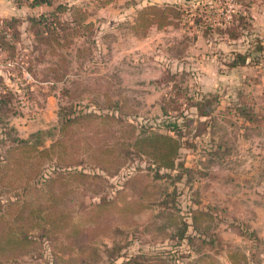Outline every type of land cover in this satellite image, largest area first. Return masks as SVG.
Returning a JSON list of instances; mask_svg holds the SVG:
<instances>
[{"label": "rangeland", "instance_id": "rangeland-1", "mask_svg": "<svg viewBox=\"0 0 264 264\" xmlns=\"http://www.w3.org/2000/svg\"><path fill=\"white\" fill-rule=\"evenodd\" d=\"M7 1L0 16L22 21L20 34L0 40V230L28 225L35 244L0 254V264H128L139 253L188 264L196 255L178 232L192 208L210 212L200 216L208 234L264 264V244L237 231L264 236V96L241 102L252 93L238 78L251 67L228 69L233 53L219 37L230 26L247 35V6L264 0ZM59 3L60 34L36 36L28 17ZM154 3L169 9L151 22ZM210 93V124L194 136L191 102ZM39 129L44 145L13 142ZM155 132L188 140L174 168L159 166L152 143H134ZM216 256L229 264L225 252Z\"/></svg>", "mask_w": 264, "mask_h": 264}, {"label": "trees", "instance_id": "trees-1", "mask_svg": "<svg viewBox=\"0 0 264 264\" xmlns=\"http://www.w3.org/2000/svg\"><path fill=\"white\" fill-rule=\"evenodd\" d=\"M21 1V0H18ZM24 1V0H23ZM30 6L41 5V4H52V0H25ZM63 8V5L60 3L57 4L54 8H52L48 12L40 13L38 16H29L28 20L30 22L31 28L34 30L36 36L40 38H48L51 37L55 39L56 35L60 34L61 27L52 25V23H60L59 11ZM149 9V14L151 15V22H156L159 17L163 18L166 11L169 9L168 6H159L154 3V5L146 6ZM77 9V8H76ZM72 21L82 24L83 20L80 19L83 16L82 12H77V14L73 15L70 14ZM22 18L19 17H5L0 16V40L2 37H6L8 34L12 36V34H20L18 30V24H20ZM227 30L231 31L229 33L230 36L234 37L237 36L236 32L233 33L234 27L230 26ZM12 33V34H11ZM13 37V36H12ZM0 45L1 42H0ZM255 49L264 53V42L258 36L255 37L254 40ZM249 54L243 53L241 51H235L231 55V59L226 62L228 67L235 66L238 64H245L247 62V57ZM3 90H9V87L3 85ZM4 93V92H0ZM5 95L0 94V102H6L4 99ZM239 97L241 102H247L249 105V101H251L253 95L247 93H240ZM217 95L210 93L209 96L205 94L200 95L198 98L191 102L193 107L192 114L195 116L196 129L193 132V135H199L206 128L209 126V117L211 115L214 102L217 99ZM2 106L0 105V108ZM252 109L253 106H252ZM244 117L247 119H253L256 112L252 110L251 113L247 112V110H241ZM186 117V116H185ZM1 119V115H0ZM192 122V119H191ZM188 122L187 125H190ZM170 129H180L182 131L181 136L183 137L184 131L186 128L179 126V123L176 121L170 122L168 124ZM8 130L10 127H7ZM198 128V129H197ZM190 132V129H189ZM45 131L39 129L34 133H31V136L36 137V139H29L28 138H20L15 137V141L18 146L28 145L29 143L38 144L39 146L44 145V136ZM189 139V138H188ZM141 142H150L154 145V155L155 161L158 162L159 166L171 169L174 168L176 164V159L178 158L179 154L181 153L180 150L183 146H186L185 143H188L187 139L179 140L173 138L171 135L167 133H151L150 135L139 136L134 140ZM189 145V144H187ZM190 146V145H189ZM188 146V147H189ZM1 161V160H0ZM106 203V202H104ZM24 205V204H23ZM210 215V212L204 208H192L190 211L191 222L186 223L185 227H183L178 233L179 238L186 239L188 246L190 248V254H195L196 256L191 257L188 260V264H218L217 254L225 252L228 259L229 264H249V258L245 252L239 251L238 249L229 248V243H225L223 238L216 234H208V230L205 229L203 226V222H200V216ZM191 226L192 230L187 232V227ZM236 226H239L237 224ZM238 228V227H237ZM30 229L28 225L21 224V223H13L12 221L9 223L8 226L3 227L0 230V254L4 255L5 257L15 258L19 255H22L29 251H34L33 244H35V240L32 239V235L29 233ZM208 231V232H207ZM238 233L243 237L252 238L254 243L257 245L264 244L262 239L253 231L246 232L248 230H244L242 228L237 229ZM40 235H43L40 234ZM258 237V239L256 238ZM252 256L254 257L256 254L252 251ZM156 255V254H155ZM155 255H145L142 253L130 255L126 258V263L130 264H165L162 263V260H157L153 258ZM215 255V257H214ZM152 258L151 263H149L148 259ZM1 261V260H0Z\"/></svg>", "mask_w": 264, "mask_h": 264}, {"label": "crops", "instance_id": "crops-1", "mask_svg": "<svg viewBox=\"0 0 264 264\" xmlns=\"http://www.w3.org/2000/svg\"><path fill=\"white\" fill-rule=\"evenodd\" d=\"M6 1L7 0H0L1 5H2V2H6ZM247 8H248L249 16H250L249 23L247 24L248 26L247 35L232 37L228 33H223L222 36H219V37L220 39H222L221 42L226 44V48H225L226 50L224 51H229V53H233L235 51H241L247 54L252 53V54L258 55V60L255 63H252L251 62L252 60L250 61L249 57H247V62L245 64H238L235 66H231L228 69H235L236 67H239V66H242V67L245 66L246 68L251 67L250 69H246V71L249 72L248 74L249 76H247L246 72H242V74L239 76L238 79L240 80L242 79L239 82V85L242 87V89H246L248 90V92L250 91L249 93H252L253 96L255 95L264 96V53H261V51H258L254 48L255 47L254 40L256 36L260 37L262 41L264 42V6L261 5V3L259 2L252 1L250 4H248ZM243 37L246 40H248L247 45L243 48H236L237 42L240 39L242 40ZM218 84L219 82L216 79L215 86H217ZM210 89L212 88H210L208 85H205V88H204L205 92L209 91ZM215 89L216 87L214 88V90ZM263 234H264L263 231L262 233L260 231V235H263ZM262 239L264 240V236L262 237Z\"/></svg>", "mask_w": 264, "mask_h": 264}]
</instances>
